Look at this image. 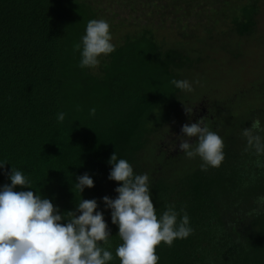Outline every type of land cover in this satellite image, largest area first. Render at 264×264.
Returning <instances> with one entry per match:
<instances>
[{
	"label": "trees",
	"instance_id": "16d2710c",
	"mask_svg": "<svg viewBox=\"0 0 264 264\" xmlns=\"http://www.w3.org/2000/svg\"><path fill=\"white\" fill-rule=\"evenodd\" d=\"M258 2L0 0V162L8 163L0 168V188L11 184L13 167L60 214L75 211L81 198L95 199L110 229L109 264H120L119 228L103 202L115 200L121 186L108 178L116 152L134 174L148 175L158 217L168 206L180 213L178 221L189 217L192 234L171 247L161 243L158 264H264V208L257 204L264 196V155L245 151L242 135L257 118L264 126V91L211 102L203 123L224 140L219 168L201 170L200 157L165 146L155 154L161 132L191 113L184 90L170 81L184 80L202 61L196 30L217 31L209 40L249 37ZM92 19L110 24L115 51L102 55L98 67L82 69L73 45L82 44ZM159 30L179 37L168 41ZM222 51L240 55L228 44ZM59 112L66 114L62 123ZM84 174L94 187L80 194L73 185Z\"/></svg>",
	"mask_w": 264,
	"mask_h": 264
},
{
	"label": "clouds",
	"instance_id": "9594fccd",
	"mask_svg": "<svg viewBox=\"0 0 264 264\" xmlns=\"http://www.w3.org/2000/svg\"><path fill=\"white\" fill-rule=\"evenodd\" d=\"M110 24L104 19L89 20L82 44L75 43L73 51H80V68H96L100 57L115 51ZM177 89L191 92L188 80L170 81ZM195 83H199L196 81ZM187 113L192 110L185 109ZM95 114V109H91ZM65 113L57 114V121L65 120ZM200 119L182 126L179 148L189 159L197 156L203 161L201 170L219 168L225 159L224 140ZM247 148L256 155H264V126L259 118L244 129ZM192 138H197L191 143ZM7 162H0L4 168ZM112 170L109 180L121 186L113 200L103 197L106 208L111 209L112 224L118 225V237L122 241L115 255L120 264H158L156 249L161 243L171 247L177 239H186L192 234L189 217L174 206L158 217L151 199L147 174H134L132 165L118 159L116 152L110 157ZM257 166H260L257 161ZM11 184L0 188V264H109L113 260L111 234L102 212L97 211L95 199L81 200L75 211L60 214V209L48 199L31 190V180L22 171L11 168L8 173ZM80 194L85 188L94 187L88 174L77 178L73 185ZM29 189L27 191H16ZM257 204L264 208V196ZM183 211V210H181ZM258 211V210H257ZM79 213V215H77Z\"/></svg>",
	"mask_w": 264,
	"mask_h": 264
},
{
	"label": "rangeland",
	"instance_id": "374dc122",
	"mask_svg": "<svg viewBox=\"0 0 264 264\" xmlns=\"http://www.w3.org/2000/svg\"><path fill=\"white\" fill-rule=\"evenodd\" d=\"M258 6L255 32L249 37L233 36L234 40L230 42L224 36H217L209 40L211 39L210 34H213L212 37H214L217 31H214L215 33L206 31L199 33L196 30L198 37L201 38L199 45L203 50L202 61L196 69L185 72L183 76L184 80L192 83L194 89L191 92L184 91L183 95L190 101L187 107L192 111L182 120L161 132L157 141L156 155L162 153L163 146L168 149L169 153L180 152L178 140L180 141L179 138L182 136V126L191 124L194 119L199 121L202 108L208 109L211 107V102H223L230 97L235 101L239 96L243 95L248 98L264 91V0H259ZM211 15V18L215 20L216 16ZM221 27V23L216 25V28L221 29ZM224 29L229 36L231 33L229 26H225ZM158 35L168 41L179 37L175 31L170 30H159ZM227 44L233 49L236 47L240 55L224 54L222 48ZM235 54H237L236 51ZM196 81L199 83H195ZM251 101L249 102L251 103ZM196 139L192 138L190 142L196 141ZM161 146V151L160 149L158 151V147ZM176 146L178 148L176 152H173Z\"/></svg>",
	"mask_w": 264,
	"mask_h": 264
},
{
	"label": "flooded vegetation",
	"instance_id": "af4514ba",
	"mask_svg": "<svg viewBox=\"0 0 264 264\" xmlns=\"http://www.w3.org/2000/svg\"><path fill=\"white\" fill-rule=\"evenodd\" d=\"M207 116V109L206 108H202V111H201V119H204V117H206ZM197 120H193L192 121V123H195ZM178 142L180 143V141L178 140ZM193 142V141H192ZM179 143H177V144H179ZM177 146H176V148L173 150V152H176V150H177Z\"/></svg>",
	"mask_w": 264,
	"mask_h": 264
}]
</instances>
